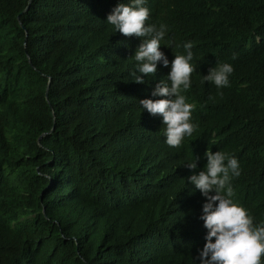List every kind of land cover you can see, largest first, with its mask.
<instances>
[{
	"label": "trees",
	"instance_id": "16d2710c",
	"mask_svg": "<svg viewBox=\"0 0 264 264\" xmlns=\"http://www.w3.org/2000/svg\"><path fill=\"white\" fill-rule=\"evenodd\" d=\"M27 2L0 0V264H200L207 199L188 177L206 151L238 160L233 202L264 225V0H145L167 28L155 74L187 42L196 70L234 69L219 89L191 75L179 148L139 103L160 96L134 82L138 37L107 22L132 0Z\"/></svg>",
	"mask_w": 264,
	"mask_h": 264
},
{
	"label": "clouds",
	"instance_id": "9594fccd",
	"mask_svg": "<svg viewBox=\"0 0 264 264\" xmlns=\"http://www.w3.org/2000/svg\"><path fill=\"white\" fill-rule=\"evenodd\" d=\"M144 3L145 0H132L131 5L119 3L107 16V22L125 37H138L133 38L138 46L134 58L139 62V75L133 73L134 82L145 83L140 74L152 76V95L160 96L157 100L144 99L139 103L149 114L162 117L167 145L179 148L185 136H191L195 130V125L190 122L194 106L186 103L191 75L202 82H211L219 89L230 86L229 76L234 69L228 63H215L213 55H208L209 58L206 55L207 61L196 70L190 63L193 44L187 42L183 45L187 55H175L168 78L155 74L158 62L165 67L169 65L160 44L167 28L163 24L159 29L155 24L146 25L149 9L143 6ZM205 155L204 170L188 177L194 191L207 199L200 217L208 230L206 243L199 253L200 264H262L264 225H254V218L232 199L235 193L230 182L240 175L238 160L222 151H206ZM187 166L189 169L197 167L195 162Z\"/></svg>",
	"mask_w": 264,
	"mask_h": 264
},
{
	"label": "water",
	"instance_id": "95a60500",
	"mask_svg": "<svg viewBox=\"0 0 264 264\" xmlns=\"http://www.w3.org/2000/svg\"><path fill=\"white\" fill-rule=\"evenodd\" d=\"M28 3H29V0H28V2H27V5H28ZM27 5H26V6H27ZM45 92H46V88H45Z\"/></svg>",
	"mask_w": 264,
	"mask_h": 264
}]
</instances>
